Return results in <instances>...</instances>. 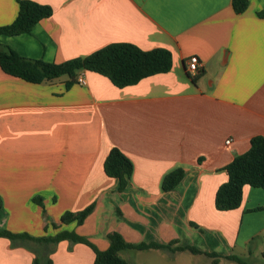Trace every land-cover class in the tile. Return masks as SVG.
Here are the masks:
<instances>
[{
  "label": "crops",
  "instance_id": "1",
  "mask_svg": "<svg viewBox=\"0 0 264 264\" xmlns=\"http://www.w3.org/2000/svg\"><path fill=\"white\" fill-rule=\"evenodd\" d=\"M32 1L53 15L30 31L0 32V45L21 56L59 64L132 43L170 50L173 67L125 88L91 71L86 85L68 87L66 76L36 84L0 67V232L74 230L106 250L117 231L133 244L177 240L173 248L193 245L262 264L264 211L255 209L264 205V189L246 185L242 204L230 211L217 210L215 196L228 181L225 168L264 136V0H248L242 13L232 0ZM18 11V0H0V26ZM191 56L202 64L197 81L187 72ZM114 147L134 165L124 192L104 169ZM177 168L184 179L164 191V177ZM93 202L84 224L53 227ZM130 251L186 252L121 251L129 264ZM36 256L41 264H95L83 243L0 237V264H33Z\"/></svg>",
  "mask_w": 264,
  "mask_h": 264
},
{
  "label": "trees",
  "instance_id": "2",
  "mask_svg": "<svg viewBox=\"0 0 264 264\" xmlns=\"http://www.w3.org/2000/svg\"><path fill=\"white\" fill-rule=\"evenodd\" d=\"M18 4L19 11L15 21L10 25L0 26V32L13 34L30 31L36 23L53 15V9L48 5L32 0H18ZM232 6L236 13H242L248 7V0H232ZM259 15L264 18L263 13ZM0 67L9 75L36 84L66 76L70 79L68 87L76 81L80 73L91 71L107 77L116 87L125 88L136 85L150 76L168 73L173 67V56L171 51L165 48L143 50L132 43H112L86 57L56 64L26 58L0 45ZM201 75L202 72L192 78L197 81ZM104 169L109 177L119 180L118 191L124 192L134 170L132 161L119 148L114 147L105 160ZM225 169L228 173V181L218 188L215 196V206L219 211L239 208L246 185L264 189V136L252 138L249 150L236 156ZM185 174L186 171L183 168H177L168 173L163 180V190L166 192L174 190L184 179ZM34 202L44 207L42 198H34ZM95 208L96 203L93 202L83 210L67 211L61 216L59 224L54 223L53 227L58 228L61 225L72 223L82 225ZM255 211H264V205L256 208ZM192 225L195 226L194 223ZM0 237L9 238L13 242L31 240L41 244H57L62 240H71L83 243L94 250L95 264H129L120 256L121 251L148 249L189 251L210 257L213 259L212 264H219L220 259L233 260L238 264H249L235 255L222 256L215 252L200 250L193 245L173 248L177 240H172L167 244L157 242L133 244L127 242L117 231L109 234L110 246L106 250L98 249L91 241L74 230H62L53 237H32L27 233L2 231ZM33 264H41V258L36 256ZM46 264H52L51 259H48Z\"/></svg>",
  "mask_w": 264,
  "mask_h": 264
},
{
  "label": "rangeland",
  "instance_id": "3",
  "mask_svg": "<svg viewBox=\"0 0 264 264\" xmlns=\"http://www.w3.org/2000/svg\"><path fill=\"white\" fill-rule=\"evenodd\" d=\"M46 216H44L45 218ZM43 237V236H42ZM154 253L130 251L125 257L130 260L131 264H212L210 257L206 255H195L189 251L176 254L174 258L165 255L163 251H153ZM259 258V257H258ZM264 264V259L259 258ZM222 264H233L229 261H223Z\"/></svg>",
  "mask_w": 264,
  "mask_h": 264
},
{
  "label": "built area",
  "instance_id": "4",
  "mask_svg": "<svg viewBox=\"0 0 264 264\" xmlns=\"http://www.w3.org/2000/svg\"><path fill=\"white\" fill-rule=\"evenodd\" d=\"M202 64L197 56H191L187 60V72L190 76L195 77L201 72ZM76 83L80 85H86L87 81L84 76V72L80 73L76 79ZM232 142L231 138L226 141V144H230Z\"/></svg>",
  "mask_w": 264,
  "mask_h": 264
}]
</instances>
